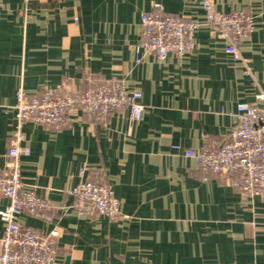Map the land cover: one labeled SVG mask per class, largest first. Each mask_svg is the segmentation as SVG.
Masks as SVG:
<instances>
[{
	"label": "crops",
	"instance_id": "obj_1",
	"mask_svg": "<svg viewBox=\"0 0 264 264\" xmlns=\"http://www.w3.org/2000/svg\"><path fill=\"white\" fill-rule=\"evenodd\" d=\"M154 2L198 22L194 46L136 62L140 17ZM213 2L253 16L239 44L251 75L224 53L198 0H0V168L19 87L32 95L117 79L138 88L145 107L138 123L126 111L97 117L79 109L57 130L24 123L30 151L19 157L20 176L51 203L53 219L18 220L42 235L57 230L53 264H264V195H244L184 154L223 140L236 104L261 105L255 95L264 92V0ZM83 179L110 187L117 218L76 211L69 190ZM7 203L0 197V209ZM3 227L0 219V236Z\"/></svg>",
	"mask_w": 264,
	"mask_h": 264
},
{
	"label": "built area",
	"instance_id": "obj_2",
	"mask_svg": "<svg viewBox=\"0 0 264 264\" xmlns=\"http://www.w3.org/2000/svg\"><path fill=\"white\" fill-rule=\"evenodd\" d=\"M205 20L217 37L226 41L225 54L238 60L244 73L251 75L248 60L239 51L243 38L254 29L253 16L242 9L222 12L214 7L213 0H198ZM196 20L166 12L164 6L154 2L150 11L140 17V40L134 46V59L151 54L163 61L170 53L184 55L194 46ZM138 88H127L117 79L102 80L84 90L47 89L39 94H28L21 87L16 90L15 124L0 168V197L8 203L0 209L4 223L0 236V264H53V228L42 235L23 226L18 218L22 213L35 214L52 222L53 206L44 197L27 189L20 176L19 157L29 154L23 146V125L27 121L57 130L67 125V114L79 109L90 116L105 117L114 111H126L129 119L140 122L145 107L139 101ZM255 98L261 105L241 101L236 104L235 122L221 141L199 149H185L203 173L227 177L244 195H264V92L258 88ZM84 167L81 169L83 172ZM69 193L79 214L98 213L115 219L120 215L119 200L103 182L83 179Z\"/></svg>",
	"mask_w": 264,
	"mask_h": 264
}]
</instances>
